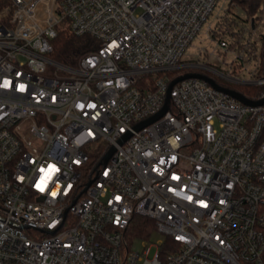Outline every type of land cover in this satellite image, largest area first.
<instances>
[{
	"label": "built area",
	"instance_id": "obj_1",
	"mask_svg": "<svg viewBox=\"0 0 264 264\" xmlns=\"http://www.w3.org/2000/svg\"><path fill=\"white\" fill-rule=\"evenodd\" d=\"M230 1L9 0L0 9V264H264V103L188 78L160 118L135 129L160 112L166 72L178 67H204L264 99L263 32L251 54L216 56L223 71L183 64ZM66 28L99 43L76 67L50 58ZM215 43L228 54V37ZM135 215L164 236L152 256L149 241L131 249Z\"/></svg>",
	"mask_w": 264,
	"mask_h": 264
},
{
	"label": "rangeland",
	"instance_id": "obj_2",
	"mask_svg": "<svg viewBox=\"0 0 264 264\" xmlns=\"http://www.w3.org/2000/svg\"><path fill=\"white\" fill-rule=\"evenodd\" d=\"M259 12L257 18L254 19V23L251 24V18L237 5L219 2L215 10L202 26L201 31L196 38L192 40L186 48L182 58L183 64L191 65L199 63L203 65H214L218 71H223L224 65L216 63L214 59L216 56H219L220 59H223L224 57L225 60H229L233 58V56L241 55L244 52L251 54V49L253 48V44H255V40H257V36L261 32L264 33L263 4H261ZM209 25L212 27V35L205 34ZM252 27L255 30L254 33L250 31V28ZM221 36L224 38L228 37L229 39L230 49L228 50V54H222L216 50L215 41ZM199 50L203 51L201 52V55L197 57ZM230 85L246 90L245 94H253L256 92L254 87L234 84ZM163 239L164 236L160 233H155L151 236L149 242L146 243V245L150 246V256L156 252L157 242L163 241ZM143 244L144 243L135 240L131 245V249L133 251L141 252Z\"/></svg>",
	"mask_w": 264,
	"mask_h": 264
},
{
	"label": "trees",
	"instance_id": "obj_3",
	"mask_svg": "<svg viewBox=\"0 0 264 264\" xmlns=\"http://www.w3.org/2000/svg\"><path fill=\"white\" fill-rule=\"evenodd\" d=\"M9 0H0V9L8 4ZM231 4L237 5L247 16L252 19L257 18L260 11L261 0H231ZM53 51L50 58L57 63L68 67H76L79 59L87 53L98 48L99 43L87 37L74 36L68 29H58L57 36L52 40ZM264 56V53H263ZM205 73V71L185 68L166 72V75L171 79L185 73ZM210 74V73H209ZM214 81L224 87L235 90L242 95L245 94L244 89L237 88L226 82H223L219 77L212 76ZM157 233L155 223L152 219L135 215L129 223L126 236L129 240L149 241L153 234ZM169 243V240H165Z\"/></svg>",
	"mask_w": 264,
	"mask_h": 264
},
{
	"label": "water",
	"instance_id": "obj_4",
	"mask_svg": "<svg viewBox=\"0 0 264 264\" xmlns=\"http://www.w3.org/2000/svg\"><path fill=\"white\" fill-rule=\"evenodd\" d=\"M185 68H189V67H178V69H185ZM197 69H203V70H206L204 67H195ZM188 78H198V79H201L203 81H205L207 84H209L212 88H214L215 90L219 91V92H222V93H225L227 95H229L230 97H232L233 99L237 100L238 102L244 104V105H261L264 103V99L258 101V102H252L250 100H248L246 97H244L241 93L235 91V90H232V89H228V88H224V87H221L220 85H218L212 78L206 76V75H203V74H200V73H185L183 75H180L178 77H176L175 79H173L169 85H168V89H167V92H166V95H165V99H164V104L162 106V109L160 110V112L143 121L142 123L138 124L135 129L136 130H139L141 128H143L144 126L150 124L151 122L157 120L158 118H160L168 109V104H169V93H170V90L171 88L178 82L182 81V80H185V79H188ZM129 135L126 134L123 136L122 140H125ZM114 149L111 148L110 151L108 152V154L106 155L105 157V160L108 159V157L113 153Z\"/></svg>",
	"mask_w": 264,
	"mask_h": 264
},
{
	"label": "flooded vegetation",
	"instance_id": "obj_5",
	"mask_svg": "<svg viewBox=\"0 0 264 264\" xmlns=\"http://www.w3.org/2000/svg\"><path fill=\"white\" fill-rule=\"evenodd\" d=\"M210 72H208V71H205V73H202L203 75H206V76H208V77H210V78H212L213 79V74L212 73H210ZM214 80V79H213Z\"/></svg>",
	"mask_w": 264,
	"mask_h": 264
}]
</instances>
